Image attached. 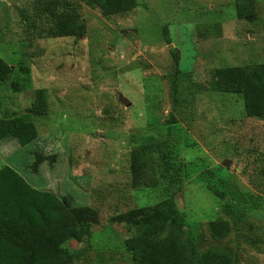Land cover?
<instances>
[{"label": "rangeland", "instance_id": "1", "mask_svg": "<svg viewBox=\"0 0 264 264\" xmlns=\"http://www.w3.org/2000/svg\"><path fill=\"white\" fill-rule=\"evenodd\" d=\"M37 1L0 0V59L10 68L0 120L24 114L38 89L47 106L31 116L34 141H0V168L94 211L75 224L81 240L60 246L65 264H133L139 255L122 245L133 213H160L168 196L183 220L156 239H173L186 264L207 251L264 264V118L246 117L241 96L215 74L264 63V0H134L109 16L88 0H62L68 7L56 13L75 18L55 37ZM34 153L52 160L32 170ZM132 155L141 165L135 183ZM218 221L227 231L215 238L209 223Z\"/></svg>", "mask_w": 264, "mask_h": 264}, {"label": "trees", "instance_id": "2", "mask_svg": "<svg viewBox=\"0 0 264 264\" xmlns=\"http://www.w3.org/2000/svg\"><path fill=\"white\" fill-rule=\"evenodd\" d=\"M97 6L102 16L123 13L130 10L134 0H88ZM68 7L62 0H40L34 5L38 18L48 17L52 26L49 35H67L73 12L56 13L57 8ZM22 12V11H21ZM25 23L27 18L21 15ZM64 19H68L69 22ZM27 28L32 27L28 24ZM164 41L169 44L166 29L162 30ZM10 68L0 59V81H4ZM218 85L222 90L241 96L243 113L248 118H264V63L256 64L249 70L232 66L215 71ZM47 113L43 90L33 93V101L21 115L0 120V141L14 139L19 147L34 141L36 131L31 116L42 117ZM32 170L42 162L52 160V156L34 153ZM131 181L135 183L141 175V165L135 155L130 163ZM222 197L221 194H218ZM156 213L147 208H138L132 216L134 234L125 238L123 248L139 259L133 264H186L182 247L171 238L156 239L161 228L172 222L181 226L182 216L177 211L172 197L168 196L160 204ZM94 211L86 206L73 207L65 198L58 199L49 192L32 189L27 182L8 166L0 168V264H65L60 246L68 240L79 242L83 230L75 224L93 219ZM213 237H222L227 224L210 222ZM199 264H231L227 253L207 251L198 259Z\"/></svg>", "mask_w": 264, "mask_h": 264}, {"label": "water", "instance_id": "3", "mask_svg": "<svg viewBox=\"0 0 264 264\" xmlns=\"http://www.w3.org/2000/svg\"><path fill=\"white\" fill-rule=\"evenodd\" d=\"M168 48L171 49L172 46L169 45ZM223 166H228V162H223Z\"/></svg>", "mask_w": 264, "mask_h": 264}]
</instances>
